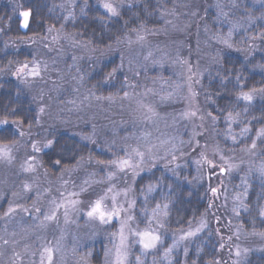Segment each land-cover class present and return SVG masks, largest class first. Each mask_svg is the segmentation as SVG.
Returning <instances> with one entry per match:
<instances>
[{
    "label": "rangeland",
    "instance_id": "1",
    "mask_svg": "<svg viewBox=\"0 0 264 264\" xmlns=\"http://www.w3.org/2000/svg\"><path fill=\"white\" fill-rule=\"evenodd\" d=\"M21 1L0 0V5L19 11ZM178 1L158 28L133 32L113 48L94 49L65 30L75 21L80 0L62 4L59 29L23 41L30 59L11 76L33 100L38 122L18 142L0 146L11 156L0 153V264H49L45 249H51V264H92L96 245L103 251L102 264H117L118 251L123 264H174L213 226L221 240L219 264H246L264 251V231H246L242 224L252 194L264 220V128L254 127L247 113L215 115L201 100L204 78L221 67L225 55L241 52L257 59L254 70L264 79V49L258 46L264 43V0ZM94 4L116 18L131 2ZM113 58L119 59L125 90L99 95L87 86L86 69ZM34 67L39 75L31 74ZM263 90L246 94L251 99L244 101L262 99ZM61 133L99 149L102 159L80 161L55 176L44 171L40 154L51 147L50 135ZM134 149L144 153L143 163L135 171L118 170L113 161L137 162ZM162 167L193 170L194 181L207 188L211 214L171 231L166 207L156 206L144 209L138 225L135 184ZM104 195L107 207L115 196L122 209L107 223L87 216L92 202ZM10 207L14 211L5 215ZM53 213L55 218L47 219ZM145 231L159 236L155 247L145 249L135 235Z\"/></svg>",
    "mask_w": 264,
    "mask_h": 264
},
{
    "label": "trees",
    "instance_id": "2",
    "mask_svg": "<svg viewBox=\"0 0 264 264\" xmlns=\"http://www.w3.org/2000/svg\"><path fill=\"white\" fill-rule=\"evenodd\" d=\"M65 1L22 0L19 11L7 4L0 5V146L18 142L23 132L37 126L35 104L11 74L12 70L30 59L28 49L23 45L25 39L42 37L48 29L61 27L64 16L60 7ZM80 1L73 11L74 23L65 24V30L76 34L79 40L94 49L113 48L133 32L158 28L163 24L164 15L179 6L178 0H127L131 4L122 9L118 17L112 18L96 7L94 0ZM21 12L29 13L27 27ZM258 46L264 49L262 41ZM256 60L241 52L225 55L221 67L204 78L202 92L205 95L201 100L205 101L211 113L218 116L228 112L247 113L246 119L254 127L264 128V92L262 99L254 103L243 99L246 94L264 86L263 77L254 70L258 66ZM89 65L86 69L89 88L99 95L118 96L123 93L124 75L119 70V59L113 58L98 67ZM50 136L51 147L40 154V159L43 170L52 176L73 168L80 161L102 159L99 149H92L78 138L64 133ZM194 179L193 170L178 173L169 172L165 167L140 177L135 184L137 203L134 214L138 225L142 226L144 209L150 212L156 206L166 207V228L171 231L185 230L204 215L211 214L212 202L207 188L198 185ZM153 191L154 194L145 200L147 193ZM256 200L252 194L247 202L250 211L242 219L246 231L252 228L264 231V220L259 212L262 206ZM219 236L213 226L196 238L185 260L182 256L177 257L174 264H219L222 252ZM102 252L99 245L93 247L92 264H102ZM246 264H264V251L252 254Z\"/></svg>",
    "mask_w": 264,
    "mask_h": 264
},
{
    "label": "snow or ice",
    "instance_id": "3",
    "mask_svg": "<svg viewBox=\"0 0 264 264\" xmlns=\"http://www.w3.org/2000/svg\"><path fill=\"white\" fill-rule=\"evenodd\" d=\"M104 7L107 8L108 11L111 12L113 15L118 14L116 9L112 5L105 4ZM22 16L24 17V20H25V27H27V18L29 16V13L23 12ZM141 39H143V37H141ZM31 74L32 75H39L38 67H34L31 70ZM244 99L250 100L251 96L246 95V96H244ZM41 111H43V109H41ZM149 111H151V109H149ZM192 115H195V113H192ZM261 134H264V130H262ZM50 143L51 142H49V144ZM255 146H256L255 143H253L252 147L255 148ZM33 147L35 149V145ZM35 150H38V149H35ZM133 151L135 152V155L138 158L137 162L133 163L131 158L121 160V161H119V163L113 161L112 163L116 164V167L118 168V170L124 171L126 168H131V169H133V171H135L137 168H139L140 164L143 163L144 153H142L138 149H134ZM0 153H3L4 156H6L8 159H11L9 149H7V148L0 149ZM56 163H59V161H56ZM27 170H31V169H27ZM108 191L111 192L112 189L109 188ZM106 199H108V197H107V195H104V196L99 197L95 201H93L92 204L90 205L89 211L87 212V216L89 218L98 219L101 223L109 222L114 216L119 217L122 209L120 207L116 206V197L115 196L111 197V199L113 201V206L111 208H109L105 205ZM72 203L75 204V203H78V201H73ZM13 211H14V209L10 207L8 213H6L5 215H8ZM65 215L67 216V209L65 211ZM54 218H55L54 213L52 216L47 217V219H54ZM128 219H132V217L129 216ZM121 223H122V226H121L120 236H121V242L123 243V240H124L123 225L125 222L122 221ZM135 235L140 237V242L142 243V245L145 249L155 247L156 243L160 239L158 235H155L150 231H145L142 233L137 232V233H135ZM5 243H7V241H5ZM45 252L48 253L47 259H48L49 264H51V260H52L51 249H45ZM117 264H123V260L121 259L119 251L117 252Z\"/></svg>",
    "mask_w": 264,
    "mask_h": 264
}]
</instances>
